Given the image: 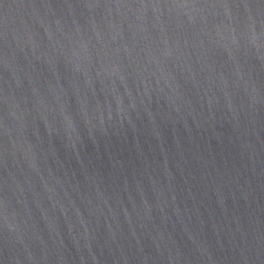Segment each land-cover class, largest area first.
Instances as JSON below:
<instances>
[{
	"label": "water",
	"instance_id": "obj_1",
	"mask_svg": "<svg viewBox=\"0 0 264 264\" xmlns=\"http://www.w3.org/2000/svg\"><path fill=\"white\" fill-rule=\"evenodd\" d=\"M0 264H264V0H0Z\"/></svg>",
	"mask_w": 264,
	"mask_h": 264
}]
</instances>
